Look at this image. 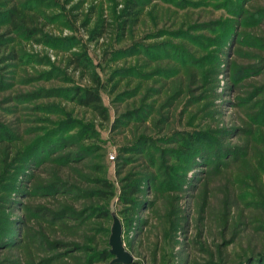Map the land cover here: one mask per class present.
<instances>
[{"label":"rangeland","instance_id":"rangeland-1","mask_svg":"<svg viewBox=\"0 0 264 264\" xmlns=\"http://www.w3.org/2000/svg\"><path fill=\"white\" fill-rule=\"evenodd\" d=\"M133 129L152 175L124 204ZM0 134V264H264V0H0Z\"/></svg>","mask_w":264,"mask_h":264},{"label":"trees","instance_id":"trees-1","mask_svg":"<svg viewBox=\"0 0 264 264\" xmlns=\"http://www.w3.org/2000/svg\"><path fill=\"white\" fill-rule=\"evenodd\" d=\"M12 9H9V15L12 13ZM130 13V12H129ZM80 58L78 56H74L73 60L74 61H79ZM192 81V80H191ZM171 89L173 91L179 92L180 90L183 89L184 86V77H178L173 80H171ZM75 92V98L78 101V103L83 104V105H89L92 107L102 118H106V109L105 106L101 103L99 95L94 92L93 90L85 87H76L74 89ZM140 121V118H138ZM127 120L123 119H116V121L113 123L114 126L118 127L120 124H126ZM132 134L133 139L131 140L130 143L127 145L123 146L122 144L119 145V149L122 152H128L129 151V156L123 157L124 159H137L139 158L140 161L138 162L139 164H136V166H132L130 170H128L124 175L119 178V191L116 193L118 196V199L120 202L124 204H132L133 200L131 196L133 194H136L138 190L140 189L139 181L140 180H145L148 177H151V158H144V154H139L141 151V148L144 149L146 143H149L147 140L146 136L141 132H137L131 130L130 131ZM9 138V136H7ZM6 138V140H9ZM10 142H6L3 140L0 134V178L2 176H5L4 174V169L6 166L10 165L12 163V160L14 159L15 152L12 153V148L14 149V145L11 147L9 144ZM143 145L141 148L136 150L137 147ZM74 151H78L77 149ZM139 151V153H138ZM184 151H187L186 149ZM73 152L72 150L67 151L68 153ZM137 152V153H136ZM138 155V156H136ZM138 159V160H139ZM28 174V173H27ZM25 176V175H23ZM89 178L93 182V187L88 190V192L98 199H106L113 193V184L111 181H109L106 178L103 177H96L94 175H89ZM52 181V179L50 180ZM4 205L3 202H0V207ZM61 208V207H60ZM62 209V208H61ZM106 212H100L98 216H105ZM108 252L107 250H103L101 252V257H107ZM112 264H119L118 262H112Z\"/></svg>","mask_w":264,"mask_h":264},{"label":"water","instance_id":"water-1","mask_svg":"<svg viewBox=\"0 0 264 264\" xmlns=\"http://www.w3.org/2000/svg\"><path fill=\"white\" fill-rule=\"evenodd\" d=\"M112 221L110 226V233L108 237L109 252L114 256L111 261L128 262L131 260V255L125 250L122 245L120 231L121 226L118 217L112 213Z\"/></svg>","mask_w":264,"mask_h":264},{"label":"built area","instance_id":"built-area-1","mask_svg":"<svg viewBox=\"0 0 264 264\" xmlns=\"http://www.w3.org/2000/svg\"><path fill=\"white\" fill-rule=\"evenodd\" d=\"M111 156V155H110Z\"/></svg>","mask_w":264,"mask_h":264}]
</instances>
